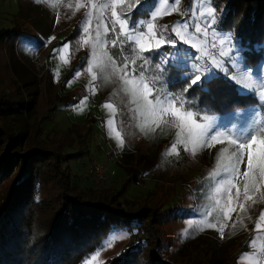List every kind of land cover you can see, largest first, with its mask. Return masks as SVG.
I'll list each match as a JSON object with an SVG mask.
<instances>
[{
  "label": "rangeland",
  "instance_id": "374dc122",
  "mask_svg": "<svg viewBox=\"0 0 264 264\" xmlns=\"http://www.w3.org/2000/svg\"><path fill=\"white\" fill-rule=\"evenodd\" d=\"M98 2L107 3L109 0ZM198 2L180 0L179 11L158 19L155 22L157 29L166 27L170 31L178 22L188 20L194 7L199 11ZM224 2L211 0L217 17L223 10ZM76 3L77 0H0V32L15 27L22 32V35L10 38L8 43H0V97L6 102L21 104L24 110L25 106L28 107L23 115L16 114L9 121L12 131L22 129L25 132L18 148L26 146L34 121L43 115V130L38 140L46 144L53 139H68L69 145L59 147L61 169L67 168L70 177L76 179L77 187L88 196L92 198L94 192L101 189L116 192L123 189L116 198L125 201L127 207L145 204L156 210H168L176 216L156 228L163 250L174 262L181 264L197 259L201 264H225L230 260L236 264H248L242 257L256 254L249 245L258 235L255 224L261 212H264V196L253 193L252 200L241 199L232 205L228 204L227 199L222 200V204L236 208L230 213L231 219L225 222L223 239L216 229L207 227L209 217L204 213L213 207L212 196L225 195L223 190L220 194L214 193L215 181L208 177L216 169L218 150L227 145L216 144L210 149L198 150L193 156L179 144V155L170 152L176 138L160 147L143 142L132 126L133 114L129 109L134 103L123 93L119 81L110 71H101L96 67L94 74L97 79L93 81L92 74L85 71L92 59V49L80 44L86 10L76 9ZM158 3L159 0H147L134 21H147ZM165 6L159 3V7ZM185 12L188 15H183ZM104 15L110 13L105 10ZM100 19L101 12L94 11L93 35ZM213 27L216 28L215 25ZM103 31L101 27V34ZM227 34L225 31L219 32V35ZM110 39L111 33L107 41ZM66 43L69 51L62 54L68 63L60 60L55 51ZM233 45L237 48L234 42ZM110 47V43L106 42L105 48L109 54ZM182 47L189 53L195 51L190 46ZM235 54L242 59L241 52ZM104 60L105 57L97 52L95 63L101 64ZM149 71L155 74V66H149ZM46 77L51 81L47 90L42 92ZM255 78L257 76L254 75ZM93 87L95 94L91 91ZM237 87L239 91H246ZM183 89L184 86L177 89L167 87L173 94ZM251 91L259 100L258 91ZM85 97L87 100L82 103ZM106 103H112L113 108H104ZM225 119L226 115H223L219 120ZM109 120L112 121L111 125ZM117 132L120 133L119 137ZM120 140L123 141L122 146ZM3 147L4 142L0 141V153ZM92 159L105 170L106 179L99 185L92 182V176L86 171ZM132 175L136 176L135 180L125 184L127 177ZM232 191L234 193L235 190ZM261 192L264 193V189ZM240 204H243V210ZM259 235L264 236V233ZM126 238L122 230L110 231L100 250L92 253L83 264H89L93 256L96 257L93 264H100Z\"/></svg>",
  "mask_w": 264,
  "mask_h": 264
},
{
  "label": "trees",
  "instance_id": "16d2710c",
  "mask_svg": "<svg viewBox=\"0 0 264 264\" xmlns=\"http://www.w3.org/2000/svg\"><path fill=\"white\" fill-rule=\"evenodd\" d=\"M224 1L215 27L232 34L242 60L246 58L247 66L256 70L264 64V0ZM141 12L142 8L133 14V24ZM20 35L22 32L16 27L1 31L0 43H8L10 38ZM118 50L109 48L110 54ZM156 62L157 58L152 56L149 66H155ZM254 75L259 77V71ZM182 76L183 73L173 69L167 87L185 88ZM50 81L47 78L42 92ZM205 87L210 92L193 86L185 93L193 101L191 107L196 115H207L225 128L239 119L234 115L236 109L244 111L245 122L254 114L264 120V102L253 91H239L226 78L213 79ZM22 107L0 97V141L4 142L0 153V264H83L100 250L109 232L116 230L124 231L127 238L100 264H180L166 255L156 233L157 225L176 216L145 204L127 207L125 201L116 198L123 189L119 192L101 189L92 198L88 196L77 187L67 168L61 169L59 147L69 145L68 139H53L46 144L38 140L43 130V115L34 121L26 146L18 148L25 132L12 131L9 121L16 114H24L28 107L25 106L26 110ZM136 107L134 104L129 109L133 114L132 126L143 142L160 147L176 138L171 123L162 122L155 131L141 132L144 118ZM209 107L211 112H207ZM223 115L226 119L219 120ZM135 178V175L127 177L125 184ZM181 264L201 263L192 259ZM225 264L236 263L230 260Z\"/></svg>",
  "mask_w": 264,
  "mask_h": 264
},
{
  "label": "snow or ice",
  "instance_id": "6c2138e0",
  "mask_svg": "<svg viewBox=\"0 0 264 264\" xmlns=\"http://www.w3.org/2000/svg\"><path fill=\"white\" fill-rule=\"evenodd\" d=\"M146 2L109 0L107 3H99L98 0H85L81 3L77 0L74 7L86 10L80 44L92 49V59L85 71L92 74L93 81L97 79L94 67L111 72L119 81L123 93L130 97L137 106L136 111L144 118L141 132L155 131L162 122L171 123L176 129V143L172 144L170 152L179 155V144L185 152L190 151L195 156L198 150L210 149L216 144L227 145L218 150L216 169L208 177L215 181L214 193L220 194L223 190L225 195H213V207L204 213L209 217L207 227L216 229L223 239L225 222L231 219L230 213L236 211V208L222 204V200L227 199L228 204L232 205L241 199L252 200L253 193L264 196L261 192L264 189V120L254 114L245 122L244 111L236 109L234 115L239 119L231 127L225 128L207 115L197 116L191 107L193 101L185 93L193 86L208 93L210 90L205 87L206 84L213 79L226 78L242 89L257 90L259 98L264 102V64L256 70L247 66L246 58L242 64L241 57L235 54L239 50L233 45L232 34L219 35V28L213 27L218 21L211 0H199V11L194 7L188 20L178 22L170 31L166 27L158 30L155 22L165 15L178 12L180 0H159V3L166 6L159 7L158 3L147 21L138 19L133 24V14ZM97 10L101 12V19L93 35L92 17ZM105 10L110 15H104ZM101 27L103 34L100 32ZM109 33L111 39L107 41ZM106 42L119 49V52L109 54L105 48ZM68 43L55 50L64 63H68L62 54L69 51ZM182 46H190L195 51L189 53ZM97 52L105 57L101 64L95 63ZM146 53L149 55L145 56ZM152 56L157 58L155 74L149 71ZM173 69L178 74L183 73L182 79L186 81L183 91L176 94L167 90L168 75ZM256 71L260 75L254 79ZM91 91L95 94V87ZM86 100L87 97L82 103ZM103 107L112 109L113 104L106 103ZM211 111L209 107L207 112ZM166 117H171V121ZM108 123L111 125L112 121ZM116 135L119 137L120 133ZM120 144L122 146V140ZM239 207L243 210V204ZM255 231L258 235L253 237L249 247L256 254H245L242 260L248 261V264H264V236L259 235L264 233V212H261L255 224ZM95 259L93 256L89 264H93Z\"/></svg>",
  "mask_w": 264,
  "mask_h": 264
},
{
  "label": "built area",
  "instance_id": "2783aa9c",
  "mask_svg": "<svg viewBox=\"0 0 264 264\" xmlns=\"http://www.w3.org/2000/svg\"><path fill=\"white\" fill-rule=\"evenodd\" d=\"M86 171L92 176L91 179L95 185L101 184L106 179L104 167L93 159L88 163Z\"/></svg>",
  "mask_w": 264,
  "mask_h": 264
}]
</instances>
